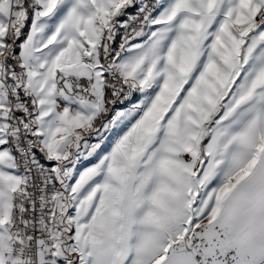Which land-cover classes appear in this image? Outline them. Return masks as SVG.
Wrapping results in <instances>:
<instances>
[{
    "label": "snow or ice",
    "instance_id": "snow-or-ice-1",
    "mask_svg": "<svg viewBox=\"0 0 264 264\" xmlns=\"http://www.w3.org/2000/svg\"><path fill=\"white\" fill-rule=\"evenodd\" d=\"M0 264H264V0H0Z\"/></svg>",
    "mask_w": 264,
    "mask_h": 264
}]
</instances>
